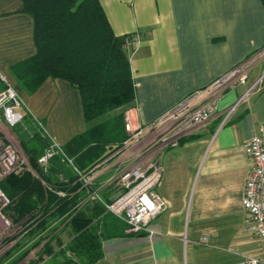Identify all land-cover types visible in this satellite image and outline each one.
Listing matches in <instances>:
<instances>
[{
  "label": "crops",
  "instance_id": "obj_1",
  "mask_svg": "<svg viewBox=\"0 0 264 264\" xmlns=\"http://www.w3.org/2000/svg\"><path fill=\"white\" fill-rule=\"evenodd\" d=\"M98 1L116 36L137 37L128 55L134 100L127 109H133L135 123L150 122L264 52V0ZM21 8V0H0V73L19 94L23 112L63 146L86 128L81 96L59 77L27 93L9 72L11 64L35 53L33 20ZM263 73L264 53L250 64L246 84L222 93L205 124L161 149L156 191L166 207L150 222L154 233H128L124 221L105 210L111 222L104 225L101 255L91 264H247L248 256H261L258 238L246 230L242 195L249 170L243 145L264 122V78L258 91L237 100ZM129 165L116 149L84 173L91 183L80 208L93 222L103 216L98 201L111 202L121 192L115 180ZM57 238L56 249L39 264H80L59 251L71 239L69 227Z\"/></svg>",
  "mask_w": 264,
  "mask_h": 264
},
{
  "label": "trees",
  "instance_id": "obj_2",
  "mask_svg": "<svg viewBox=\"0 0 264 264\" xmlns=\"http://www.w3.org/2000/svg\"><path fill=\"white\" fill-rule=\"evenodd\" d=\"M21 1V11L33 20L35 53L8 70L27 93L48 77L65 79L78 89L86 128L62 148L73 166L86 173L127 138L123 111L134 100L125 48L130 35L112 32L98 0ZM4 86L0 81V88ZM14 127L29 165L26 171L10 173L0 181L9 199L5 214L24 230L15 245L27 238L34 240L31 248L43 242L41 248L50 250L51 241L58 242L59 232L68 226L71 239L59 251L69 252L80 264H91L101 255L104 225L111 222L106 203L98 201L102 208L97 214L103 212V216L93 222L80 208L87 197L86 186L73 168H67L60 156L49 160L46 172L38 164L51 140L37 122L23 112V124Z\"/></svg>",
  "mask_w": 264,
  "mask_h": 264
},
{
  "label": "built area",
  "instance_id": "obj_3",
  "mask_svg": "<svg viewBox=\"0 0 264 264\" xmlns=\"http://www.w3.org/2000/svg\"><path fill=\"white\" fill-rule=\"evenodd\" d=\"M129 35L125 42L128 53L131 52L137 40L135 35ZM263 53L257 52L251 58L221 75L206 88L188 94L150 122L135 123L133 109L124 111L123 122L128 135L121 144L120 152L130 159V165L115 180L121 192L111 202L106 203L105 207L107 211L124 221L126 232L147 231L150 235L154 233L150 222L166 207L165 200L156 191L162 172L161 149L165 145L176 144L180 137L190 133L195 127L205 124L217 111L218 99L222 96L224 87L233 88L235 84L242 83L252 61ZM237 78L239 81L231 84ZM263 78L264 73L246 87L237 102L258 91ZM0 81L5 85L0 88L1 181L10 173L29 168V165L17 140L11 135V128L23 120L22 100L16 89L1 73ZM237 102L225 110L223 122ZM36 122L44 131L41 122L38 120ZM243 146L249 159V170L242 195V205L246 211V230L258 238L261 250V256H248L247 264H264V122L259 125L257 132L244 142ZM53 156H60L63 161L72 164L71 158L66 156L62 146L51 141V144L37 159L44 172L47 171L49 160ZM73 169L79 178L86 182L84 173L75 166ZM59 177L62 178L61 175ZM59 193L63 194L61 191ZM8 204L9 199L0 187V241L12 226L5 214ZM201 241L207 242L206 236H202Z\"/></svg>",
  "mask_w": 264,
  "mask_h": 264
},
{
  "label": "rangeland",
  "instance_id": "obj_4",
  "mask_svg": "<svg viewBox=\"0 0 264 264\" xmlns=\"http://www.w3.org/2000/svg\"><path fill=\"white\" fill-rule=\"evenodd\" d=\"M247 78H248V70H247L246 78L244 79V81L242 83L239 82L235 85L237 86V85L246 84ZM238 81H239L238 78L234 79L231 82V84H233V82L236 83ZM226 89H227V86L224 87L223 92ZM218 101H219V99H218ZM20 124H23V120ZM23 130H25V129H23ZM11 131H12L11 135L17 140V144L20 147V150L23 152V150L21 148L20 137H19L18 133L15 132V127H12ZM32 133L33 132L30 130L28 134H32ZM186 135H189V134H186ZM186 135H184V136H186ZM120 148H121V145L116 149H120ZM116 149H114V150H116ZM64 163L67 164V168H70V167L73 168V163L70 164L67 161H64ZM24 171H26V168L19 169V173L20 172L22 173ZM84 175H85L86 182H84L82 180L83 186L87 187L90 185L91 181L89 180V177L87 176V174H84ZM8 218H9L10 222L12 223V226L9 227V231L5 232V234L3 235V238L0 241V248H1V250H0V264H11V263H15V264H39L40 262H42L46 258V255H48L53 248L56 249L54 247L52 241H51L50 250H49V248L46 250L45 249L43 250V248H41L43 242L39 246L31 248L30 246L34 240L33 239L28 240L27 238H23L20 241V245H18L17 243L15 245V242L22 236V234L24 233V230H23V227L21 225L13 223L12 219L10 217H8ZM21 255H23V256H21ZM40 258H42V259H40Z\"/></svg>",
  "mask_w": 264,
  "mask_h": 264
}]
</instances>
